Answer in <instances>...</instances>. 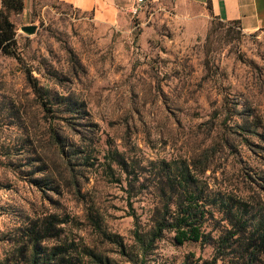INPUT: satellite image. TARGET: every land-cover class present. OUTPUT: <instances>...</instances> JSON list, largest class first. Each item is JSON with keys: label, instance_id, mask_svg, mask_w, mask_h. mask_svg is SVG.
Returning a JSON list of instances; mask_svg holds the SVG:
<instances>
[{"label": "rangeland", "instance_id": "1", "mask_svg": "<svg viewBox=\"0 0 264 264\" xmlns=\"http://www.w3.org/2000/svg\"><path fill=\"white\" fill-rule=\"evenodd\" d=\"M121 7L131 17L124 34L59 0L10 13L17 56L0 50V264H29L25 231L39 230L50 213L70 221L51 226L41 245H65L70 264H98L78 253L82 245L109 264H229V256L212 260L214 244L177 245L172 232L141 262L130 213L148 228L165 162L174 173L189 165L210 198L244 199L252 215L264 207V27L246 30L206 5L159 0L144 9L159 18L143 42L130 6ZM26 24L36 31L21 30ZM212 210L203 230L215 239L228 223ZM89 212L120 235L125 252Z\"/></svg>", "mask_w": 264, "mask_h": 264}, {"label": "trees", "instance_id": "2", "mask_svg": "<svg viewBox=\"0 0 264 264\" xmlns=\"http://www.w3.org/2000/svg\"><path fill=\"white\" fill-rule=\"evenodd\" d=\"M23 9V0H1L0 8V50L4 53L17 56L15 26L10 19V13H18ZM239 23L237 20L228 21ZM27 80L34 93L40 99L46 112H53L48 105V99L43 88L31 74L30 68L24 69ZM46 92V91H45ZM67 100V97L63 96ZM71 109L76 108V102L69 104ZM56 142L61 144V139L55 136ZM113 158L117 165L127 173V162L119 153H114ZM174 173L169 162H165V169L157 176L155 187L159 201L154 206L150 216V225L140 229L139 216L132 211L134 219L133 235L140 246V260L145 263L147 255L155 247L157 240L165 232L173 233L174 243L183 244L186 241L214 244L213 261L229 256V264H264V207H260L252 215L249 213V203L244 199L219 200L210 198L204 192L196 176L191 172L189 165L176 168ZM165 171V172H164ZM131 185V182H128ZM212 208L222 213L228 227L215 239L210 232L203 230V225L212 214ZM88 219L102 236L109 242L118 245L119 250L125 252L126 245L118 234L107 233L101 227L100 218L89 212ZM70 221L68 216L50 213L40 219V229H26L25 237L29 245V264H70L72 256L69 249L63 245H56L44 249L41 242L49 237L51 226H61ZM59 230L61 228L59 227ZM80 255L89 257L98 264H109L108 258L92 248L82 245L78 251Z\"/></svg>", "mask_w": 264, "mask_h": 264}, {"label": "crops", "instance_id": "3", "mask_svg": "<svg viewBox=\"0 0 264 264\" xmlns=\"http://www.w3.org/2000/svg\"><path fill=\"white\" fill-rule=\"evenodd\" d=\"M70 4L80 13H90L91 20L100 27L123 31L127 33L131 17L127 12L121 11V5L128 8L135 0H59ZM159 0H144L141 10L136 18L135 26H141L140 39L146 41L147 25L149 21L159 18L154 12L145 14L148 5ZM176 3L182 0H175ZM184 1V0H183ZM192 3L206 5L214 17L222 20H237L246 30H255L264 27V0H186ZM34 0H23V12L31 10ZM1 8V0H0ZM144 10V11H143ZM22 12V13H23Z\"/></svg>", "mask_w": 264, "mask_h": 264}, {"label": "built area", "instance_id": "4", "mask_svg": "<svg viewBox=\"0 0 264 264\" xmlns=\"http://www.w3.org/2000/svg\"><path fill=\"white\" fill-rule=\"evenodd\" d=\"M144 0H135L134 3L129 7V11L133 16H137L139 11L141 10V4Z\"/></svg>", "mask_w": 264, "mask_h": 264}, {"label": "water", "instance_id": "5", "mask_svg": "<svg viewBox=\"0 0 264 264\" xmlns=\"http://www.w3.org/2000/svg\"><path fill=\"white\" fill-rule=\"evenodd\" d=\"M21 30H23L27 34H32L36 31V25H34V24L22 25Z\"/></svg>", "mask_w": 264, "mask_h": 264}]
</instances>
